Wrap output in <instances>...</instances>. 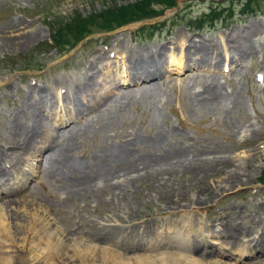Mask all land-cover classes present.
<instances>
[{
  "label": "rangeland",
  "instance_id": "obj_1",
  "mask_svg": "<svg viewBox=\"0 0 264 264\" xmlns=\"http://www.w3.org/2000/svg\"><path fill=\"white\" fill-rule=\"evenodd\" d=\"M141 3H145L144 10H157L152 13L154 16L141 19L137 10L132 8ZM123 7H128L126 9L136 20L129 21L125 14L124 19L104 24L101 19L92 17L90 28L93 32L77 42L76 34L63 31L73 20L105 14L109 16L108 13L112 11L115 13L113 17H118L121 12L116 13L115 9ZM167 7L161 0H0V142L4 144L9 138L11 123L8 120L15 116L16 106L26 97L27 86L58 88V92L64 94L67 87L61 84L80 83L85 70H93L94 67L88 68L86 65L95 51H105L106 58L117 59L122 56L120 53L124 45H129L132 52L148 48L155 51L162 43L169 41L180 44L179 35L184 34L189 38L187 59L194 46L204 45L207 48L204 67L186 69L191 74L189 79L184 80L186 82L182 80L185 72L173 70L155 79L153 85L148 82L144 84L147 86L144 91L137 90L127 95L130 88L120 86L118 96L112 99L114 102H103L101 111L96 109L85 113L78 117V123L72 124L80 129L81 137L69 139L75 147L71 154L83 162H93L96 152H102L106 147L125 143L136 135L145 140L162 132L169 134L168 144L193 145L201 150L203 159L216 156L229 160V164L212 167L209 161L195 160L175 173L167 184L144 179L136 189L124 191L113 201H108V196H104L97 205L91 204L90 207L82 204L81 200L74 201L79 210L70 213V221L82 225L85 224L84 220L88 223L94 221L89 228L101 232V237L125 234L135 241L141 240L143 233L146 239H151L158 230L161 238H174L170 237L168 226L172 229L186 228L184 225L197 221L199 224L195 231L199 238H195L193 244L198 239L202 240L204 235L208 241H213V238L219 240L211 237L212 228L198 230L203 226L214 224L212 227L219 232L234 226L232 237H239V247H242L243 240L260 239L264 235V183L261 181L264 177V0H179L176 6ZM251 24L252 27L255 25L258 50L238 64L229 65L231 61L221 63V60L219 68L211 63L208 67L207 61L215 58V51L227 48L224 35L241 30L244 34ZM30 30H40L41 33L34 39L24 40L25 32ZM59 31H63L62 37L55 36ZM54 37L59 43L53 42ZM168 53L169 60L174 54L177 59L181 58L182 52L175 49ZM134 56H130L133 61L139 60ZM198 58L199 55H192L188 60L197 64L202 62ZM165 64L168 69L176 68V65ZM211 79L217 80L229 91L236 88L237 103L229 107H210L205 106L200 98L193 100L191 91H202L199 83ZM116 100L119 102L115 103ZM66 125H63L64 128ZM87 128L89 133L85 134ZM55 134L54 137H57ZM134 149L137 156L148 150L157 153V150L142 142ZM241 177L243 181H239ZM35 179V176L30 179L28 185L34 184ZM51 189L50 186L48 189L34 188L35 195L28 196L26 204L15 205L22 221L28 222L34 215L41 216L44 225L51 221L54 216L45 206ZM183 192L192 197L200 194L199 206L180 208L184 210L177 215H161L164 198ZM58 197L57 192L55 200ZM129 205L133 209L129 210ZM142 217L152 218V221L135 225ZM8 221L13 224L12 218ZM48 226L50 229L56 227L55 224ZM84 226L87 228V223ZM101 226L104 228L101 229ZM11 229L14 231L15 226ZM105 240L86 239L76 243L74 238L70 239L65 246L66 255L63 252L54 254L50 264H80L78 250L87 247L94 258L92 264H104L105 261L101 263L104 260L102 248L100 250L97 246L109 245ZM22 243L23 239L19 238L15 244L21 247ZM208 244L210 246H205L207 250L221 246L211 242ZM151 245L155 246L156 243ZM121 246L119 249L124 252ZM223 247L230 255L216 258L231 264L251 260L246 252H242L244 249ZM4 248L3 245L0 247V264L20 263L13 253ZM179 251V257H168L157 263L178 264L180 259V263L189 264L186 260L188 255L192 256V252L184 248ZM195 256L199 257V254L195 253ZM29 262L28 259L26 264ZM39 264L46 263L41 261Z\"/></svg>",
  "mask_w": 264,
  "mask_h": 264
},
{
  "label": "bare ground",
  "instance_id": "obj_2",
  "mask_svg": "<svg viewBox=\"0 0 264 264\" xmlns=\"http://www.w3.org/2000/svg\"><path fill=\"white\" fill-rule=\"evenodd\" d=\"M244 32L243 34L241 30L234 34L232 32L223 34L227 48L215 51V58L212 61H207L209 62L208 67L211 63L215 68H219L221 60V63L225 60L226 62L231 61L228 62L229 65L231 63L238 64L240 60L252 55L255 50L257 51L258 46L256 47L254 36L255 25L253 27L252 24L249 25ZM40 33V30H30L25 32L23 39H34ZM179 37L180 44L169 41L162 43L163 45L156 48L155 51L148 48L132 52L129 45H124L120 53L122 56L117 59L110 56L106 58L105 51H95L94 56L89 57L86 65L88 68L94 67L93 70L86 69L84 79L80 83L61 84L62 87L63 85L67 87L64 94L58 92V88L27 86L26 97L16 106L15 116H11L8 120L11 123L9 138L4 144L0 142V247L3 245L5 251L13 253L16 261L20 262L17 264H26L28 259L31 261L30 264H39L41 261L50 264L54 254L60 255L63 252L66 255L65 246L73 238L76 243L86 239L91 241L106 239L105 241L110 243L109 245L97 246L100 250L102 248L104 260H101V263L105 261L104 264H158L159 260L179 257L181 248L192 252V256H187L186 263L190 262L189 264H231L216 258L220 255H230L228 251L224 250L223 245L244 249L242 252H246V256L251 260L243 264H264V235L260 236V239L243 240L242 247H239L240 238L232 237L234 226L224 230L226 235L213 228L214 224L208 227L203 226L198 230L204 231L212 228L210 230L211 237H217L220 241L216 238H213V241H208V237L204 235L202 240L198 239L196 244H193L195 243L194 239L198 237L197 231H195V227L199 224L197 221L184 225L186 228L172 229L168 226L169 235L174 238H161V233L158 230L151 239H146L143 233V237L139 241L132 240L125 234L112 238L101 237V232L89 228V225H93L94 221L88 223L86 220H82L85 224L87 223V228L84 226L85 224L70 221L72 216L70 213L79 210L74 201L81 200V203L88 207L91 204L97 205L104 199V196H108V201H113L124 191L136 189L144 179L157 180L159 183L167 184V181H171L175 173L191 165L195 160L209 161L212 167L229 164V160L216 158V156L203 159L201 150L194 148L193 145L184 147L182 144H168L169 134L162 132L145 140H141L136 135L125 143H116L117 145H113L111 148L106 147L102 152H96L93 162H83L71 154L75 147L70 144L69 139L73 136L81 137L80 129L72 124L78 123V117L83 114H88L96 109L100 110L103 102L105 104L110 100L114 102L112 99L118 96L117 89L120 86L130 88V91L127 92L128 95V93H134L137 90L144 91L147 87L144 84L148 82L153 85L156 82L155 79L173 70L185 72L182 77L184 81L191 76L187 73L188 71H185L186 69L204 67L207 48L203 45L190 49V45L191 56L189 58L191 59L192 55H199L198 59L202 61L197 64L192 63L186 56L189 38L184 34ZM243 40L246 44L243 43ZM175 49L181 50V58L177 59V55L174 54L173 58L168 60V52L175 51ZM129 52L130 56L134 54V57H138L139 60L133 61L128 55ZM165 63H169V66L176 65V68L168 69ZM126 78L127 81L124 82ZM261 79L263 80V77ZM199 84L203 89L197 93L191 91L193 100L200 98L205 106L210 107L213 105L229 107V105L237 103L236 88L229 91L215 79L201 81ZM117 102L119 101L116 100L115 103ZM65 123H67L66 128L63 126ZM84 126L88 127L86 124ZM96 129L94 130L96 131ZM88 130L89 128L85 129V134L89 133ZM55 133H57V137H54ZM61 138L63 140L59 141ZM141 142L151 149L157 150V153L154 154L148 150L145 154L137 156L134 148ZM34 176L36 185H28ZM243 180V177L239 179V181ZM48 186L52 189L48 191L49 201L45 202V206L54 217H51V221L46 225L38 215H34L28 222L22 221L15 205L26 204L27 197L35 195L34 188L48 189ZM57 192L60 197L55 200ZM199 195L192 197L183 192L175 196H166L163 207L165 211L162 209L161 215L166 213L177 215L180 210H184L180 208L199 206L200 198H202L201 196L199 198ZM131 208L133 209L129 205L128 209L131 210ZM9 218H12L13 224L8 221ZM146 221L151 222L152 218L144 219L142 217L134 224L142 225ZM51 224H55L56 227L50 229L48 225L51 227ZM12 226H15L14 231L11 229ZM131 226L134 225L131 224ZM103 228L101 226V229ZM19 238L23 239L21 247H17L15 244ZM210 242L221 246L218 247L219 249L212 247V250H207L205 246H208ZM155 243V246L151 245ZM119 246L125 251L122 252ZM195 253H198L199 257L195 256ZM78 255L80 264H92L94 258L89 254L88 247L78 250ZM178 264H182L180 259Z\"/></svg>",
  "mask_w": 264,
  "mask_h": 264
},
{
  "label": "trees",
  "instance_id": "obj_3",
  "mask_svg": "<svg viewBox=\"0 0 264 264\" xmlns=\"http://www.w3.org/2000/svg\"><path fill=\"white\" fill-rule=\"evenodd\" d=\"M161 1L164 2V4L166 6L172 7V6H176L178 4L179 0H161ZM141 4H143V5L141 6ZM141 4H137V5L132 7V8L137 10L141 19L147 18V17L148 18L152 17V15H153L152 13L153 12L156 13L157 10H150V8H146L144 10L143 8L146 7L145 3H141ZM126 8H128V7H123L122 9H120V8L115 9L116 13L121 12L120 14H122V15L119 14L118 17H116V16L113 17V15L115 13H114V11H112V12L108 13L109 16H106L107 14H105L104 16L103 15L90 16L89 18H83V19L81 18V19H77L76 21L73 20L72 23L66 25L63 28V31L69 32L73 35L76 34L75 41L77 42V41L83 39V37H86L87 35H89L93 32L90 28V26H91L90 23H93L92 17H95L96 19L97 18L101 19L104 24H107L110 21H116L117 22L118 20L124 19L125 14L128 15L129 21L130 20H136V19H134L133 15L130 14V11H128V9H126ZM63 31L62 32L59 31L58 32L59 34H56L55 36L56 37H62V35L64 34ZM53 42L56 44L59 43L58 40L56 41V38L53 40ZM261 181L264 183V177L261 178Z\"/></svg>",
  "mask_w": 264,
  "mask_h": 264
}]
</instances>
